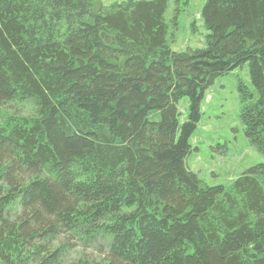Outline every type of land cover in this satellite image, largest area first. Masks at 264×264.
<instances>
[{"label":"trees","instance_id":"1","mask_svg":"<svg viewBox=\"0 0 264 264\" xmlns=\"http://www.w3.org/2000/svg\"><path fill=\"white\" fill-rule=\"evenodd\" d=\"M167 9L0 0V264H264V162L229 186L186 162L205 91L244 64L264 155V0H206L184 51Z\"/></svg>","mask_w":264,"mask_h":264},{"label":"rangeland","instance_id":"2","mask_svg":"<svg viewBox=\"0 0 264 264\" xmlns=\"http://www.w3.org/2000/svg\"><path fill=\"white\" fill-rule=\"evenodd\" d=\"M122 1L125 0H99L104 5ZM205 3L206 0H168V42L174 51L206 45L209 30L202 17ZM241 84L256 94L248 64L220 75L205 91L186 162L206 185L229 186L249 168L264 162V155L244 132L240 118ZM178 107L184 123L189 115V99H181ZM90 249L94 256L99 254L96 246Z\"/></svg>","mask_w":264,"mask_h":264}]
</instances>
